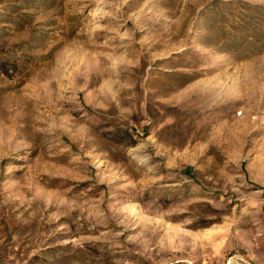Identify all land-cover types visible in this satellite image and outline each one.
<instances>
[{
    "label": "rangeland",
    "instance_id": "obj_1",
    "mask_svg": "<svg viewBox=\"0 0 264 264\" xmlns=\"http://www.w3.org/2000/svg\"><path fill=\"white\" fill-rule=\"evenodd\" d=\"M0 264H264V0H0Z\"/></svg>",
    "mask_w": 264,
    "mask_h": 264
}]
</instances>
